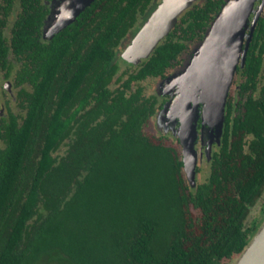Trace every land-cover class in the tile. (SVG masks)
I'll list each match as a JSON object with an SVG mask.
<instances>
[{
  "label": "trees",
  "instance_id": "16d2710c",
  "mask_svg": "<svg viewBox=\"0 0 264 264\" xmlns=\"http://www.w3.org/2000/svg\"><path fill=\"white\" fill-rule=\"evenodd\" d=\"M49 1L0 0V75L21 86L22 111L0 116V264L239 257L264 221V200L248 220L264 193V11L192 189L178 151L145 132L161 105L152 85L190 61L227 0L194 2L137 64L120 54L160 0H93L43 38Z\"/></svg>",
  "mask_w": 264,
  "mask_h": 264
},
{
  "label": "water",
  "instance_id": "95a60500",
  "mask_svg": "<svg viewBox=\"0 0 264 264\" xmlns=\"http://www.w3.org/2000/svg\"><path fill=\"white\" fill-rule=\"evenodd\" d=\"M92 1L63 0L60 14L64 7L67 9L71 4L73 5L68 8V15L56 25L55 32L73 21ZM196 1L160 0L132 37L130 43L122 52L121 58L129 63L137 64L142 59L149 57L158 43L175 27L182 13ZM251 5V0H227L212 22L211 27L207 30L204 39L196 48L193 54L194 56L197 52L196 61L192 65L190 64L191 61L186 62L180 72L159 83L161 85L164 81L177 75L183 77L187 83L188 78H192V82H194L195 76L197 79L195 83H198L197 85L211 98L210 102H208V122L215 125L216 130L221 134L224 121L222 105L225 104L223 101L225 87L227 84L229 85L231 76L236 69L237 58L241 50L243 31L247 27L245 15ZM259 15H256L241 51L240 67L243 66L245 53ZM181 97L178 101L185 102L184 100L187 99V95L182 93ZM179 102L175 105H182ZM181 109L183 111L181 110L182 119L180 120L179 138L183 145L182 161L188 177L191 178L194 171V124L187 115V107L182 106ZM233 264H264V221Z\"/></svg>",
  "mask_w": 264,
  "mask_h": 264
},
{
  "label": "rangeland",
  "instance_id": "374dc122",
  "mask_svg": "<svg viewBox=\"0 0 264 264\" xmlns=\"http://www.w3.org/2000/svg\"><path fill=\"white\" fill-rule=\"evenodd\" d=\"M251 1H252V5L249 8L247 14L245 15L247 27L243 31L241 50L239 51V55L237 58L236 69L233 75L231 76L229 85L227 84L225 87V93L223 98L225 104L222 105L223 114L225 113V106L227 99L231 96L232 97L236 96L238 90V84L241 81L240 75L238 73V69L240 68V63H241V59H240L242 54L241 51L246 42L247 36L250 32V28L254 23V19L256 18V15L262 14V12L264 11V0H251ZM60 11L59 10L57 11L58 13L54 17V19L48 20L50 26H48L49 28L48 32L44 31L46 37H48V35H51L52 33L55 32V29L57 27L54 25L55 22L59 19ZM47 23L45 25V30ZM51 26L54 27L52 28ZM194 56L191 55L190 58L191 65L192 63H194V61H196L195 60L196 58L193 59ZM120 66L122 70L126 69V65L124 63L120 62ZM263 75H264V70H263ZM174 77H177V79L171 84L169 83V80L171 79L170 78L167 81H164L161 85L158 83L156 84L154 83L152 85L154 91L159 92L158 97L161 105L156 110L155 114L151 117L150 123L145 127V132L149 134L152 140L157 141L158 139H161L167 144L174 147L178 151L182 159L183 145L181 139L179 138V129L181 126L180 120L182 119V111H183L181 108L182 106H184L185 108L187 107V115L190 117L192 123L194 124L193 127V150H194L193 170L194 171L191 178L188 177L184 166L182 171L186 182L188 183L190 188L193 189L198 182H202L206 179L209 172L208 164L210 162L212 152H214L220 145L221 133H219L216 130L215 125L210 124L208 122L209 117L207 116V112L209 108L208 102L210 100V97L205 93V91L202 88L199 87V85H197L198 83H195V81H197L195 76H194V82H192V78H188L187 79L188 83L180 75ZM148 83L149 80L142 83V85H144V89H145L144 92L146 94H149L151 91L148 87L149 86ZM1 85L2 82H0V87ZM182 93L187 95V99L184 100L185 102L178 101L180 98H182L181 97ZM199 94L203 98H201ZM2 101H3V94L0 92V109L2 108ZM175 102L182 103V105H176L175 107L174 105L176 104ZM3 112H5L4 109ZM263 200H264V193L261 199L251 209L248 220H250L252 217L259 216V208ZM237 258L238 256L230 261H225V264H233Z\"/></svg>",
  "mask_w": 264,
  "mask_h": 264
},
{
  "label": "flooded vegetation",
  "instance_id": "af4514ba",
  "mask_svg": "<svg viewBox=\"0 0 264 264\" xmlns=\"http://www.w3.org/2000/svg\"><path fill=\"white\" fill-rule=\"evenodd\" d=\"M63 0H50L47 4L49 5V13H48V16L45 20V25L46 23L48 22V20H52L54 19V17L57 15V11L59 10L60 11V8H61V2ZM18 1H16L15 5H14V8L11 12V14L9 15L8 17V22H7V25L6 27L4 28V33L9 36L10 35V31H11V27H12V24L15 20V18L17 17V14L19 12V5L17 4ZM73 4H71L68 8H70ZM63 9V11L61 12V16L59 17V19L55 22V25L56 26L57 24H59V22L68 15L69 13V10ZM45 25L43 27V31H42V34H43V38H45V33L44 31L48 32L49 31V28L48 26H50V23L48 22L47 23V26H46V30H45ZM54 26H51L52 28ZM53 34V33H52ZM51 34V35H52ZM51 35H48V37L46 38H49ZM197 53V52H196ZM195 53V56L193 57L194 59L196 58L197 54ZM172 79L176 80L177 77H173L169 80V83L171 84V81ZM0 82H2V85L0 87V92L3 94V101H2V108L0 109V116H8V113L9 112H14L15 114L20 111H21V108H20V105H19V96H18V90L21 88V86H17L15 84V81L13 80V77H9V78H5L4 75H0ZM200 95V94H199ZM201 98H203L201 95H200ZM3 109L5 110V112H3Z\"/></svg>",
  "mask_w": 264,
  "mask_h": 264
},
{
  "label": "bare ground",
  "instance_id": "6f19581e",
  "mask_svg": "<svg viewBox=\"0 0 264 264\" xmlns=\"http://www.w3.org/2000/svg\"><path fill=\"white\" fill-rule=\"evenodd\" d=\"M197 54V53H196ZM197 57V56H196ZM194 59V58H193ZM175 81V79L173 80L172 79V81H171V83H173ZM210 100H211V98H210ZM210 100H209V102H210ZM176 103V102H175ZM175 105V104H174ZM175 107H176V105H175ZM178 107V106H177ZM173 112H174V109H173Z\"/></svg>",
  "mask_w": 264,
  "mask_h": 264
}]
</instances>
